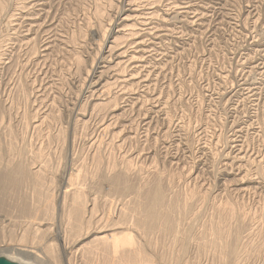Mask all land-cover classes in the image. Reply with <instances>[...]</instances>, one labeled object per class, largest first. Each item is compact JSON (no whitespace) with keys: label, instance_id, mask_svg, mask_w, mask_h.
Listing matches in <instances>:
<instances>
[{"label":"rangeland","instance_id":"rangeland-1","mask_svg":"<svg viewBox=\"0 0 264 264\" xmlns=\"http://www.w3.org/2000/svg\"><path fill=\"white\" fill-rule=\"evenodd\" d=\"M121 2L0 0V261L129 263L75 245L100 227L133 235L145 256L129 264H264V0H133L154 14L117 45L143 60L115 67L134 77L109 79L98 106L86 74ZM156 186L164 219L145 230ZM72 189L88 226L73 225Z\"/></svg>","mask_w":264,"mask_h":264},{"label":"bare ground","instance_id":"bare-ground-1","mask_svg":"<svg viewBox=\"0 0 264 264\" xmlns=\"http://www.w3.org/2000/svg\"><path fill=\"white\" fill-rule=\"evenodd\" d=\"M170 1V0H169ZM34 2H35V0H34ZM187 2V1H186ZM186 2H184V6L185 7H178V8H182L181 10H182V12H183V10L184 9H189V7L191 6V5H189V4H185ZM33 3V2H32ZM37 3V2H36ZM115 3V2H114ZM122 3V4H121ZM120 4L122 5H120L121 6V9L117 12V16H116V20H114V22H112V24H111V29L109 30V34L107 35V36H105L104 37V39H102L101 37V39L103 40V49H104V51H103V53L105 54V56L104 57H102L101 59H98L95 63H94V61H93V67H92V70L90 71V73H87L86 75H87V79H88V81H89V92H90V94H91V96L92 95H94L93 97H95V99H94V101H97L96 102V104L99 106L100 104L102 105V97H100L99 95H101L102 93H104V90L105 89H107L106 87H108L107 85L109 84V85H111L110 83H109V79H111L112 81H111V83H118V84H125L126 82H128L129 80H131L134 76H132L131 74V76L129 77V78H126V77H124V76H121L119 73H118V70H117V72H116V69H115V67H119L120 65H124L125 63H127V62H129V64H131V63H133V66L135 67V68H137L136 66H137V63H140V62H138V61H141L142 62V60H143V58L142 57H140V60L139 59H137V56H135L133 53H134V50H133V52L131 53V55H128L129 53L127 52L129 49L128 48H126V49H128V50H125V49H123V47H119L120 45H117V39H118V34H119V36H121L120 34H122L123 36H124V34H125V32H127L126 33V35L129 37V38H131V39H137L138 37H137V35H139L138 34V32H139V28H138V32L137 31H134L135 32V35H136V32H137V35L135 36L134 35V33L131 31V29H133L134 27H131V29H128L127 31H125L124 32V30H126L128 27L127 26H133V25H135V21L136 20H138V19H140V18H142V20L144 19V17H143V14H151V12H149L148 11V7L146 8V7H144L143 9L141 8H139L138 9V7L134 4V2H133V0H123V2H121ZM166 3V2H165ZM34 4V3H33ZM151 4V3H150ZM174 4V3H173ZM191 4V3H190ZM0 5H2V4H0ZM42 5V4H41ZM100 5V4H99ZM102 5V4H101ZM149 5V4H148ZM153 5V4H152ZM176 5H177V3H176ZM193 5V4H192ZM203 5V4H202ZM4 6V5H3ZM3 6H1V7H3ZM6 6V5H5ZM143 6V5H142ZM203 7V6H202ZM5 7H3V8H1V10L2 9H4ZM120 8V7H119ZM174 8V7H173ZM172 8V9H173ZM191 8V7H190ZM150 9V8H149ZM153 9V8H152ZM155 9V8H154ZM141 10H143V11H141ZM144 10H146V12L144 11ZM151 10V9H150ZM194 10V9H193ZM192 11V10H191ZM171 12V11H170ZM200 12V11H199ZM185 13V12H184ZM95 14H97L98 15V17H101L102 16V13H101V8L98 10V7H97V10L95 11ZM154 14V13H153ZM152 14V15H153ZM157 14V13H156ZM206 14V13H205ZM152 15H150V16H152ZM204 15V14H203ZM264 15V14H263ZM142 16V17H141ZM144 16H146V15H144ZM191 16V15H190ZM149 17V16H148ZM148 17H145V19L147 18L148 19ZM196 17V16H195ZM102 18V17H101ZM150 18V17H149ZM152 18V17H151ZM98 19V18H97ZM198 19H199V17H198ZM257 19H258V17H257ZM32 20V19H31ZM99 20V19H98ZM97 20V21H98ZM100 20H102V19H100ZM150 20V19H149ZM164 20V19H163ZM192 20H194V19H192ZM264 20V19H263ZM30 21V20H29ZM140 21V20H139ZM162 21V20H161ZM135 22V23H134ZM141 22H143V21H141ZM140 22V24H142ZM149 22V21H148ZM151 22V21H150ZM188 22V21H187ZM25 23V22H24ZM27 23V22H26ZM98 23V26H97V28L96 29H94L93 28V31L94 32H92V33H95V34H97V36L98 35H101L102 36V32H101V30H102V25H100V21H98L97 22ZM97 23H94V24H96L97 25ZM102 23V22H101ZM137 23L139 24V22L137 21ZM136 23V24H137ZM145 23V22H144ZM147 23V22H146ZM143 24L144 26L145 25H147V24ZM31 24V23H30ZM137 26V25H136ZM140 26V25H139ZM151 26V25H150ZM92 27H93V24H92ZM106 27V26H105ZM127 27V28H126ZM141 27V26H140ZM261 27V26H260ZM150 28H152V27H150ZM155 28H156V26H155ZM155 28H154V30H155ZM142 29V28H141ZM145 29V28H144ZM147 29H149V26L147 27ZM146 29V31L148 32V31H150V30H147ZM143 31V30H142ZM152 31V33H153V30H151ZM155 31H157L158 32V30H155ZM128 32H130V33H128ZM156 32V33H157ZM166 32V31H165ZM141 33V32H140ZM146 33V32H145ZM143 34H144V31H143ZM143 34H141L142 36H143ZM147 34V33H146ZM146 34H144V37H145V35ZM149 34V33H148ZM163 34V33H162ZM117 35V38L115 37V36ZM155 35V34H154ZM158 35H160V34H158ZM157 35V36H158ZM104 36V35H103ZM114 36V37H113ZM160 37V36H159ZM123 38V37H122ZM126 38V37H125ZM141 38V37H140ZM143 38V37H142ZM141 38V39H142ZM127 40H128V38H126ZM131 39H129L130 41H131ZM119 40V39H118ZM143 40L144 39H142V43H143ZM96 41H98V40H96ZM99 41H101V40H99ZM133 41V40H132ZM136 41V40H135ZM134 41V44L136 43L137 44V46L139 45V44H141V42H140V40L139 41H137V42H135ZM145 41V40H144ZM102 42V41H101ZM128 43V42H127ZM99 44V43H98ZM134 44H131V46H135ZM129 45H130V43H129ZM147 45V44H146ZM99 46V45H98ZM118 46V47H117ZM137 46H136V48H137ZM141 46V45H140ZM126 47V46H125ZM128 47V46H127ZM142 47H144V46H142ZM145 47H147V46H145ZM47 47L45 46L44 47V49H46ZM99 48H100V46H99ZM129 48H130V46H129ZM135 48V47H134ZM133 48V49H134ZM101 49H102V47H101ZM144 49V48H143ZM146 50H147V48H145ZM132 50V49H131ZM139 52L138 54H141L142 52H143V50L141 49H139V50H136L135 52ZM148 52V51H147ZM146 53V52H145ZM145 53H144V55H145ZM43 55V54H42ZM142 55V54H141ZM143 55V56H144ZM147 55V54H146ZM145 55V56H146ZM140 56V55H139ZM138 56V57H139ZM141 58H142V60H141ZM157 59V58H156ZM152 60V59H151ZM146 61V60H145ZM111 63H114V65H112ZM92 64V63H91ZM143 64V63H142ZM127 66V65H126ZM139 66H141V65H138V67ZM131 67V66H130ZM129 67V68H130ZM141 67H143V65L141 66ZM145 68V67H144ZM91 69V68H90ZM131 69H132V67H131ZM140 70V69H139ZM131 71H133V70H131ZM141 71V70H140ZM146 71V70H145ZM144 75V74H143ZM142 75V77H145V76H147V75H145V76H143ZM140 78V77H139ZM108 79V80H107ZM145 79H146V77H145ZM148 79V78H147ZM140 81H143L144 82V80H143V78H141V80ZM139 82V81H138ZM137 82V83H138ZM141 84H142V82H141ZM144 84V83H143ZM139 85V84H138ZM146 86V85H145ZM96 95V96H95ZM103 95V94H102ZM93 97H92V99H93ZM92 99H91V102H92ZM93 101V102H94ZM105 102V101H104ZM86 114V113H85ZM114 114V113H113ZM82 117H83V115H82ZM118 119V118H117ZM107 127V126H106ZM239 159V158H238ZM241 160V159H240ZM16 165V164H15ZM25 166V165H24ZM20 168V167H19ZM17 169V170H15L14 168L13 169H10L9 168V170H7L6 171V176H4L5 178H7L9 181L10 180H12V181H14V180H17V182H18V179H16L17 178V175L18 174H22L23 173V169ZM26 168V167H25ZM24 171H26V170H24ZM28 171V170H27ZM24 173H26V172H24ZM28 174V173H27ZM31 174V173H30ZM32 175V176H31ZM30 175V177H33V172H32V174ZM25 176H26V174H25ZM25 176H24V178H25ZM27 176H29V175H27ZM39 176V175H38ZM80 176H81V174H80ZM79 177V176H78ZM20 178H21V176H20ZM38 178V177H37ZM81 178V177H80ZM78 179V178H77ZM25 180V179H24ZM29 180V179H28ZM27 179H26V181H28ZM33 180H34V177H33ZM36 180V179H35ZM105 181V180H104ZM34 182H36V181H34ZM33 182V183H34ZM4 183V182H3ZM30 183H32V182H30ZM38 183V182H37ZM36 183V184H37ZM40 183V182H39ZM117 183V182H116ZM116 183H115V185H116ZM120 183V182H119ZM241 183V182H240ZM41 184V183H40ZM105 184H107V183H105ZM118 184V183H117ZM38 185V184H37ZM120 185V184H119ZM129 184H127V186H128ZM35 187V186H34ZM103 187V186H102ZM122 187V186H121ZM137 187V186H136ZM35 189H38V188H35ZM74 189V188H73ZM72 189V190H73ZM76 189H78V188H76ZM75 189V191L73 190L72 192H71V194H70V196H72V199H71V197H70V201H71V203L70 204H67V206L68 205H71V207H72V212L70 213V216H71V218L73 219L72 221H73V225H77V226H80V223H81V221L83 222V223H85L84 221V219H83V215H82V213L85 211H89V210H91V209H89V207H88V205H86L84 202V198H83V196H85V195H83V190H82V192L80 191V190H76ZM81 189V188H80ZM133 189V188H132ZM243 189V188H242ZM244 190V189H243ZM39 191H40V189H39ZM38 191V192H39ZM120 191H121V189H120ZM73 192H75V193H73ZM144 192V191H143ZM136 193V192H135ZM162 196H164L163 195V192H162V189H161V187H159V186H156V188H154V190L151 192V193H149L148 195H147V197L145 196V200L143 201V202H141V211H142V217L140 218V221L138 220L137 222H139V223H137V225L139 224V226L140 227H142V228H144L145 230L146 229H151L152 227H154V226H156L158 223H159V220L160 219H164V217H163V215L161 214V213H163V212H160V209H161V204H162V202H161V200H162ZM140 197V196H139ZM69 201V202H70ZM64 203V202H63ZM23 204V203H22ZM137 204V203H136ZM164 206V205H163ZM25 207H26V205H25ZM127 207V206H126ZM135 207V206H134ZM140 207V206H139ZM182 207H184V206H182ZM133 208V207H132ZM164 208V207H163ZM180 208V207H179ZM26 209V208H25ZM70 209V208H69ZM89 209V210H88ZM168 209V208H167ZM183 209V208H182ZM181 209V210H182ZM161 210H163V209H161ZM170 210V209H169ZM69 211V210H68ZM67 211V212H68ZM140 211V212H141ZM125 212V211H124ZM123 212V213H124ZM167 212V211H166ZM87 213V212H86ZM166 214H168V213H166ZM83 216V217H82ZM165 216V215H164ZM123 218H124V216H123ZM128 219V218H127ZM132 219V218H131ZM84 220V221H83ZM71 221V220H70ZM87 221V220H86ZM168 220H166V222H167ZM90 222V221H89ZM72 223V222H71ZM75 223V224H74ZM86 224V226H88L89 225V223H88V221H87V223H85ZM136 224V223H135ZM167 224V223H166ZM82 225V224H81ZM159 225V224H158ZM168 225V224H167ZM83 226H84V224L82 225V227H81V229L79 228V230H78V228L76 227L75 229L76 230H78V231H83V230H85V229H83ZM164 226H166V225H164ZM171 226V225H170ZM170 226H167V227H170ZM173 226V225H172ZM171 226V227H172ZM74 227V226H73ZM90 227V226H89ZM89 227H86L87 229L89 228ZM156 228V227H155ZM161 228V227H160ZM86 229V230H87ZM92 229V228H91ZM153 229V228H152ZM165 229V228H164ZM89 230V229H88ZM140 230V229H139ZM172 230V229H171ZM174 230V229H173ZM214 230V229H213ZM80 231V232H81ZM168 231H170V229L168 230ZM175 231V230H174ZM215 231V230H214ZM77 232V231H76ZM144 232V231H143ZM172 232V231H171ZM137 233V232H136ZM142 233V232H141ZM212 233V232H211ZM217 233V232H216ZM219 234H220V232H219ZM81 235V234H80ZM216 235V234H215ZM82 237L81 238H79L78 240L76 239V241H75V245H80V248L82 249V250H84L82 247H87L90 243H92L91 241H94L96 244H97V248H99L98 247V245H101L102 246V244H103V246H105V247H109V249H110V252L113 254V256H119V255H124V259H126L125 257H128L129 259H130V257H131V259H130V261H132L133 260V258L132 257H134V260L133 261H135V258L136 257H141L142 258V256H145L143 253H142V250H141V247L140 246H137L136 245V242L134 241L135 239H133V235L131 236V234H127V235H123V232H120V231H115L114 229H101L100 227L98 228H95V230H93V231H85L84 232V234H82L81 235ZM140 236H141V234H140ZM219 236V235H218ZM80 237V236H79ZM24 238V237H23ZM144 238H145V236H144ZM227 238V237H226ZM137 239V238H136ZM85 240H87L88 241V244L86 243L87 241H85ZM211 240V239H210ZM83 241H85V243L83 242ZM89 241H90V243H89ZM215 241V240H214ZM139 242H141V241H139ZM146 242V241H145ZM212 242V241H211ZM138 243V242H137ZM143 243V242H142ZM212 244V243H211ZM90 245H92V246H94L93 244H90ZM89 245V246H90ZM149 245V244H148ZM82 246V247H81ZM88 246V248H92V246H90L89 247ZM96 247V246H95ZM94 247V249H96ZM144 247V246H143ZM226 247H228V246H226ZM101 248V247H100ZM17 249V248H16ZM230 249V248H229ZM232 249V248H231ZM19 250V249H18ZM29 250V249H28ZM86 250H88L87 248L85 249V251ZM90 250V249H89ZM104 250V249H103ZM107 250V249H106ZM106 250H104V251H106ZM224 250H225V248H224ZM228 250V249H227ZM226 250V251H227ZM109 251V250H108ZM107 251V252H108ZM148 251V250H147ZM223 251V250H222ZM231 251H233V250H231ZM236 251V250H235ZM18 252H22V249H21V251H18ZM84 252V251H83ZM95 252V251H94ZM93 252V253H94ZM227 252H229L230 253V251L228 250ZM227 252L225 253V254H227ZM23 253V252H22ZM25 253H27V252H25ZM101 253H103V252H101ZM105 253V252H104ZM228 253V254H229ZM232 253V252H231ZM85 254H86V252H85ZM110 254V253H109ZM147 254H149V253H147ZM235 254V253H234ZM222 255H223V253H222ZM36 256V255H35ZM53 256V255H52ZM107 256V255H106ZM105 256V257H106ZM112 256V257H113ZM226 256V255H225ZM228 256V255H227ZM230 256V255H229ZM231 256H233V255H231ZM51 257V256H50ZM53 258V257H52ZM118 258H120V257H118ZM123 258V257H122ZM122 258H120V259H122ZM140 258V259H141ZM143 258H145V257H143ZM149 258H150V256H149ZM229 258V257H228ZM108 259V258H107ZM116 259V258H115ZM119 259V261H120V263L121 264H125L124 262L122 263V261ZM123 259V260H124ZM155 259V258H154ZM226 259H227V257H226ZM232 259V258H231ZM0 260H2V259H0ZM11 260V259H10ZM10 260L9 261H6V262H3V261H0V262H2V264L4 263V264H17L16 262L15 263H13V261H12V263L10 262ZM55 260V259H54ZM110 260V259H109ZM102 261V260H101ZM112 261V260H111ZM116 261H118V259L116 260ZM118 261V262H119ZM130 261H129V263H130ZM133 261H132V263H133ZM145 261V260H144ZM157 261V260H156ZM231 261V260H230ZM38 262V261H37ZM40 262V261H39ZM113 262V261H112ZM128 262V261H127ZM139 262V261H138ZM224 262V261H223ZM98 263V262H97ZM117 263V262H116ZM129 263H127V264H129ZM135 263V262H134ZM144 263V262H143ZM147 263V262H146ZM148 263L149 264H152L151 263V261L149 262V260H148ZM119 264V263H118ZM136 264V263H135Z\"/></svg>","mask_w":264,"mask_h":264},{"label":"water","instance_id":"water-1","mask_svg":"<svg viewBox=\"0 0 264 264\" xmlns=\"http://www.w3.org/2000/svg\"><path fill=\"white\" fill-rule=\"evenodd\" d=\"M0 264H2V262H0ZM4 264V263H3Z\"/></svg>","mask_w":264,"mask_h":264}]
</instances>
